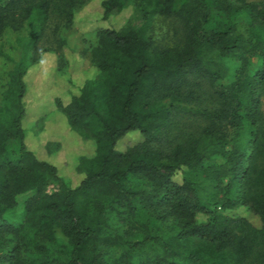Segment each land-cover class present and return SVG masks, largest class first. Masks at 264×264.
Wrapping results in <instances>:
<instances>
[{"label": "trees", "instance_id": "obj_1", "mask_svg": "<svg viewBox=\"0 0 264 264\" xmlns=\"http://www.w3.org/2000/svg\"><path fill=\"white\" fill-rule=\"evenodd\" d=\"M91 1H0V36L27 29L0 107V264H264V0H101V24L133 7L141 25L100 27L92 75L59 83L63 116L32 115L27 53ZM158 16L176 20L177 42L154 44ZM57 121L92 149L76 184L58 172L59 142L45 157L27 144Z\"/></svg>", "mask_w": 264, "mask_h": 264}, {"label": "rangeland", "instance_id": "obj_2", "mask_svg": "<svg viewBox=\"0 0 264 264\" xmlns=\"http://www.w3.org/2000/svg\"><path fill=\"white\" fill-rule=\"evenodd\" d=\"M100 1L92 0L84 6L76 14L75 22L69 28L61 27L54 32L53 23L51 21L47 22L43 38L34 49L27 53L28 57L36 59L35 63L26 68L28 75L27 88L23 98L25 108L32 115H49L54 119L63 116L60 113L57 114L54 105L55 96L61 93L58 89L60 87L59 83L64 81V76H70L76 88V84H80L92 75L90 50L97 45L96 32L100 27H106L107 25L119 27L127 21L135 27L141 25V16L133 7L101 24ZM245 1L252 4H261L263 0ZM26 30V28H23L16 32L6 29L0 36V50L9 57V59L0 57V107L4 104L2 94L6 89L9 79L8 74L24 57V51L18 43V38L25 37ZM148 33L158 47L172 45L177 42L181 35L176 20L172 17L162 16L156 17ZM61 40L65 41V46L60 48L59 41ZM229 64L231 65V73L225 79L226 83L234 77L237 68L235 62L229 61ZM61 72L64 74L60 75ZM261 108L264 110V94L261 97ZM29 123L30 125H28ZM29 123L27 126L25 125L26 129L28 126H32L33 120H30ZM68 131L62 122L57 121L56 125L48 128L43 136L35 135L30 131L27 144L45 157L47 156L44 149L46 142L52 140L59 142L60 147L58 153H56L58 172L60 175L68 177L73 184H76L80 180V176L74 172L75 159L82 152H89L92 149H85L82 142L75 137L73 138ZM136 140L137 137L132 135L120 140L116 147L118 150H123L122 148ZM223 162V157L214 156L210 160L204 161V165H218ZM30 195L31 193L18 195L16 197L17 206L7 211L5 218L9 221H19L24 213V203ZM253 222L257 223L256 221Z\"/></svg>", "mask_w": 264, "mask_h": 264}]
</instances>
